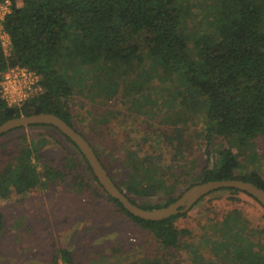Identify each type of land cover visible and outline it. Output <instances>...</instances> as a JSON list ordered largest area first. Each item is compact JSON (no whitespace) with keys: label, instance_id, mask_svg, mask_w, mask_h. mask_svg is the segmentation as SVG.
Here are the masks:
<instances>
[{"label":"trees","instance_id":"obj_1","mask_svg":"<svg viewBox=\"0 0 264 264\" xmlns=\"http://www.w3.org/2000/svg\"><path fill=\"white\" fill-rule=\"evenodd\" d=\"M8 1L10 11L1 26L9 37V52H4L0 38V79L7 68L24 66L38 75L40 91L21 107H8L0 98V123L19 115L49 112L75 128L67 104L75 86L67 74L66 63L73 65L72 69L81 76H92L96 94L105 100L119 92L128 96L140 94L150 80L168 83L171 88L176 86L168 95L178 114L203 115L201 132L207 160L212 155L209 145L213 139L221 137L226 141V146L215 149L212 166L202 168L198 182L235 178L264 190V177L259 172L240 170V157L249 148L253 156L254 139L264 134V0H218L209 19L210 30L192 35L181 28L184 8L178 0H20V5L17 0ZM154 104L158 102L154 100ZM173 132L184 131L181 127ZM90 145L114 183L141 208L165 206L180 195L173 193L183 180L182 175H174L170 169L174 176L171 181L169 172L155 164L151 155L125 150L121 157L127 171L117 181ZM33 152L34 147L24 146L13 160L0 167V197L45 187L55 179L63 181L64 173L58 168L43 165V170H38ZM78 152L85 160L79 149ZM67 161V166L75 164L71 157ZM74 178L78 192L86 191L88 184L83 177L76 174ZM156 194H163L164 202L135 200ZM106 196L139 227L150 231L163 249L188 248L194 257H201L200 250L183 241L190 230L174 225L175 218L184 213L144 220ZM247 222L238 210L232 209L207 226L210 255L218 263L264 264L263 245L247 239ZM2 228L0 212V233ZM59 261L75 264L67 248L54 253L52 264ZM128 264L172 263L162 256H152Z\"/></svg>","mask_w":264,"mask_h":264},{"label":"rangeland","instance_id":"obj_2","mask_svg":"<svg viewBox=\"0 0 264 264\" xmlns=\"http://www.w3.org/2000/svg\"><path fill=\"white\" fill-rule=\"evenodd\" d=\"M217 2L178 0L184 8L181 28L189 35L208 32ZM17 3L20 5V0ZM2 36L7 40L8 36ZM4 47L7 49L6 43ZM66 65L75 86L67 100L74 126L96 148L117 181L127 171L122 153L135 149L139 154L151 155L154 163L169 174L171 169L174 175H182L183 180L173 193L176 196L187 185L198 182L202 168L211 167L215 161V149L226 146L223 138L215 137L209 145L212 155L207 160L201 132L204 117L200 113L178 114L169 100L170 89L175 85L171 88L168 83L150 80L140 94L129 95L134 98L119 92L105 100L96 94L92 76H81L72 69L73 65ZM181 127L184 131L181 134L173 132ZM253 144L255 154L252 156L249 148L240 157V170H256L264 177V134L255 137ZM24 146L35 148L32 159L38 170L42 171L43 165L58 168L64 173L63 181L55 179L45 187L0 197L3 216L0 264H52L54 253L60 248L72 252L75 264H128L152 256H162L172 264H221L210 255L207 226L232 209L247 219L244 227L249 234L247 239L258 241L264 251V209L244 192L212 191L175 218L177 228L190 230L183 241L200 250L201 257L196 258L188 248L163 249L150 231L121 212L93 180L78 149L56 128L25 126L0 136V167L13 160ZM69 157L75 163L72 166H67ZM76 174L88 184L86 191L78 192ZM165 199L163 194L135 198L139 203L149 204ZM238 224L242 225L240 220Z\"/></svg>","mask_w":264,"mask_h":264},{"label":"water","instance_id":"obj_3","mask_svg":"<svg viewBox=\"0 0 264 264\" xmlns=\"http://www.w3.org/2000/svg\"><path fill=\"white\" fill-rule=\"evenodd\" d=\"M42 124L56 128L60 133L74 142L106 194L117 200L128 213L135 217L155 221L181 214L189 210L204 195L221 188H234L245 192L264 208V190L252 182L235 178L197 182L187 187L174 201L165 206L152 209L141 208L131 202L124 191L114 183L96 156L90 143L81 133L59 116L49 112H40L12 117L0 123V135L19 127Z\"/></svg>","mask_w":264,"mask_h":264},{"label":"built area","instance_id":"obj_4","mask_svg":"<svg viewBox=\"0 0 264 264\" xmlns=\"http://www.w3.org/2000/svg\"><path fill=\"white\" fill-rule=\"evenodd\" d=\"M10 11V1H0V38L4 52H9V37L4 39L2 34L8 36L1 26L6 13ZM5 43L7 49H5ZM40 91L39 77L32 70L15 65L7 68L0 79V98L8 107H21L30 98ZM59 264H65L59 261Z\"/></svg>","mask_w":264,"mask_h":264}]
</instances>
